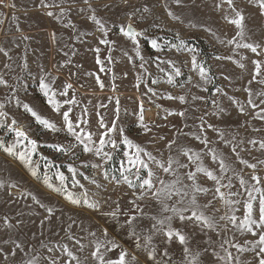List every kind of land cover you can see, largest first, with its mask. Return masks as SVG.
I'll return each mask as SVG.
<instances>
[{
    "label": "rangeland",
    "instance_id": "rangeland-1",
    "mask_svg": "<svg viewBox=\"0 0 264 264\" xmlns=\"http://www.w3.org/2000/svg\"><path fill=\"white\" fill-rule=\"evenodd\" d=\"M233 2L245 17L243 37L222 0L0 2V77L7 81L0 83V111L6 113L0 117V139L5 146L16 141L9 128L16 119V126L38 142L31 166L0 148V264H76L67 250L80 264H99L92 255L98 240L107 245L106 260L117 261L124 252L126 264H259L264 259L258 246L264 229L259 223L251 232L241 227L248 192L253 185L264 190V67L257 75L254 63L264 65V9L256 0ZM129 24L143 33L138 44L120 31ZM102 39L110 43L101 44ZM153 39L159 48L152 47ZM243 44L260 47L253 53L237 46ZM193 56L207 70V81ZM41 81L56 92L59 112L47 103ZM72 98L75 103H63ZM24 104L59 130L38 124ZM68 109L77 132L93 134V149L104 131L100 118L109 127L115 123L117 131L104 137L103 151L111 159L85 151L67 131L62 113ZM56 144L72 147L63 152L52 147ZM25 150L31 151L28 141L16 145L17 152ZM137 156L148 168L136 162ZM169 159L174 163L165 171L161 164L169 167ZM149 169L153 186L142 188ZM59 173L66 177L63 184ZM252 195L258 219L260 193ZM173 208L186 209V217L195 210L213 227L194 217L181 220ZM169 223L186 236V244L175 236L169 241Z\"/></svg>",
    "mask_w": 264,
    "mask_h": 264
},
{
    "label": "snow or ice",
    "instance_id": "snow-or-ice-1",
    "mask_svg": "<svg viewBox=\"0 0 264 264\" xmlns=\"http://www.w3.org/2000/svg\"><path fill=\"white\" fill-rule=\"evenodd\" d=\"M0 2H2V0H0ZM179 2H180V0H177V3H179ZM224 2H226L229 5V7L232 8L233 13H234L233 18L230 20V23H232V24L237 26V28L239 29L238 35L243 37V35H244V20H245V17L243 15V13L235 8L233 0H222V3H224ZM256 2L259 4L260 8L264 9V0H256ZM49 15H51V13H49ZM91 18L94 21H96L97 23H100V21H98L96 19L95 15H93ZM176 18L178 19V17H176ZM101 27L103 28V25H101ZM120 31L125 36L130 37L137 44L139 43V41L137 40V37L140 36V35H143L142 32L136 31L135 28L131 24H129L127 26V29H125L124 27H121ZM106 34L107 33L105 31V35ZM100 43L101 44H109L110 41H108L106 39H102L100 41ZM151 43H152V47L153 48H159L160 47V45L157 43V41L155 39H153L151 41ZM183 43L184 42L181 41V46L183 45ZM237 46L238 47L242 46V47H245V48H249L253 53H256L257 49L260 47L259 45H253V44H243V45H237ZM172 47H177V46L176 45H172ZM96 51L99 52L100 49L97 48ZM109 59H110V57H109ZM141 59H143V57H141ZM97 63L103 64V61H100L98 59ZM254 63H255V72H256L257 75H260L261 74V69H262V67H264V65H262L259 60L255 61ZM193 64L196 67L199 68L201 77L205 81H207L208 80V76L206 75V71L207 70L202 65L196 64V57L195 56H193ZM240 67H244V65L240 64ZM101 70H103V68H101ZM175 75H177V76L180 75V69L179 68L175 69ZM171 79H172V76L170 74L169 80L171 81ZM0 83L7 84V81H4L2 79V77H0ZM249 83H251V81H249ZM101 86H103V85L101 84ZM40 87H41V90L43 91L45 97H47V103L49 105H51L57 112H59L61 110L62 105H61V102L56 99V92L52 91L50 89L49 85L47 83H45L44 81H41ZM71 87H72L71 84L67 85V88H71ZM149 91H152V89H149ZM249 92H251V89H249ZM62 95H67V92L66 91L63 92ZM262 95H264V94H262ZM179 99L181 101H183L184 97L181 96V97H179ZM18 103H19V101H18ZM63 103L64 104H72V103H75V100H74V98H72V99H68V100L63 101ZM118 103H119V101L117 100V104ZM249 103H252V101L249 100ZM255 106L256 105L253 104V107H255ZM3 108H4V104L0 103V109H3ZM23 108L25 109L26 112L30 113L32 117L35 118V121L38 124L42 125L44 128L50 129V130H53V131H58L59 130V129H57V127H56L54 122L50 121L48 118H45V117L41 116L29 104H24ZM241 111H243V108H241ZM70 112H71V109H68L67 111H64L62 113L63 120H64V122H65V124L67 126V131L70 134H72L73 136H75L76 140L79 141V143L81 145H83V148H84L85 151L91 152V151L94 150L96 155H103L104 157H106L108 159H111V154L103 151V148H104L105 143H106L104 137H107L109 135V133H113V132L117 131L115 123H113L112 126L109 127L108 125H106L104 123L103 117L100 118V121H99L100 127L103 128L104 131L101 133L99 146L96 147L95 149H93L92 147H89V144L92 143L93 134L88 132L85 135H81L79 132H77L76 127L74 126L75 122L70 118ZM180 115H184V113L181 112ZM5 116H6V113L3 112V111H0V117H5ZM262 118H264V117H262ZM143 119H144V117H143V106L141 105V115H140L141 122H143ZM17 123H18L17 120L13 119L11 121V125H9L10 130L12 132H14L15 135H16V141L11 146H5V142L3 141V139H0V148H4V150L6 152L18 156L20 161H22L23 163L28 164L29 166H31V155H32L33 152H35L38 142L36 140H34V139H30V137L28 136V134L24 131V129L22 127L16 126ZM3 125H4V121L2 119H0V127H2ZM210 127H211V125H210ZM81 131H83V130H81ZM24 141H28V143L31 145V151L25 150V151H22V152H17L16 151V145L21 144ZM107 142L113 144V146H115V143H116L115 140H109ZM124 142L129 144V146H132V142L130 140H128L127 137H125ZM204 142L207 143V139L206 138H205ZM253 143H255V141H253ZM52 147L56 148L58 151L67 152V151L71 150L72 145H69L68 147H65L64 145L56 144V145H52ZM136 147H137L138 151H142V149H140L138 145ZM260 147L264 148V141L260 142ZM233 151H235V149H233ZM148 156H149V159H154L151 156V153H149ZM198 158L199 157H197V159ZM212 158L214 160L218 159V156H217V154H216V152L214 150L212 152ZM136 162H138L143 167L148 168V165L139 156H137ZM173 163H174V161L169 159V161H168L169 167L165 168L163 164H161V167L164 168L165 171H169L170 167H171V165ZM242 163L247 164L248 162L247 161H242ZM220 166L222 168H226L227 167V165H225L224 160L222 158L220 159ZM94 167H99V165H94ZM250 167L255 169L256 165L252 164V165H250ZM31 170H32V174L36 175V170L34 168L31 169ZM69 170L73 174L76 173V169L73 168L71 165H69ZM197 171H204V169L198 167ZM105 175H107L106 172H105ZM152 175H153V173H152L151 169H149L148 177L144 178L142 180V183L140 184V187L143 188V187L146 186V188H152V186H153L152 185V180H151V176ZM188 175H189V178H191V179L195 178V173H189ZM207 175L209 177H211L213 180L217 179V177L215 175H213V173L210 172V171L207 172ZM59 179H60V181L63 184V182L65 181L66 177L64 176L63 173H59ZM124 179L126 181L128 180L127 177H124ZM252 179L256 181V184L260 183V178L258 176H253ZM44 181H45V183H48L50 187L52 186L51 183H50V178L47 175L44 176ZM74 183H79V181H74ZM93 183H95V181H93ZM128 183L131 184V181H128ZM244 183H246V182L243 180V178H241V184H244ZM56 190L57 191H61L63 189L62 188H56ZM196 190L200 191L201 189L197 188ZM161 191H167L168 195L171 194L170 189H162ZM217 191H219V189H217ZM253 191L260 193V198H259V201H258V219H254L253 218V204L257 200V198L252 195ZM223 195L224 194L221 193V196H223ZM68 198L69 199H73L72 193H68ZM157 198H159V196ZM36 202L40 203L39 200H37ZM73 202L74 203H80L79 200H73ZM192 204L195 205V197L192 198ZM92 206L94 207L95 205L93 204ZM246 207H247L248 212H247V215L244 216V219L242 221L241 227H243L244 229H246V230L251 232V231H253L254 226L257 223H259L261 225L262 229H264V190H262L261 188H258L255 185H253L252 190H250L248 192V201L246 203ZM46 210L48 212L52 211L51 208H47ZM171 211L177 213L181 220L192 219L194 217L197 221H202L203 225H207L208 227H213V224L209 221V219L207 217L203 216V214H198L197 211H195V210L192 212V216L191 217H186V216H184L182 214L184 211H186V209L173 208V209H171ZM231 219H232V222L235 223L236 218L232 217ZM166 220L170 221L171 217L166 218ZM166 220L165 219H161V220L158 221V223L161 226H163L166 223ZM174 236L179 238V242L181 244H186V236L181 234L178 230L173 229L171 227V224L169 223L168 224V231H167V237L169 238V241ZM107 243L111 244L113 248L118 247V245H116V243L114 241H108ZM258 246L260 247V252L264 253V232H262L259 235ZM17 247H19V245ZM101 249H104V251H101ZM107 250H108L107 249V245H106V243L104 241H99L98 240L96 242L95 251L92 253V255L95 257L96 260L99 261V264H126V258H125L126 257V253L121 252L120 255H119L118 260L117 261H112V260H106L105 259V252ZM185 251H188V249L185 248ZM229 255H230V253H229ZM67 256L71 257L74 260H76V264H80L79 259L73 255V252L71 250H67ZM30 264H33V262H30ZM53 264H56V262L53 261ZM69 264H70V262H69ZM259 264H264V259H261L259 261Z\"/></svg>",
    "mask_w": 264,
    "mask_h": 264
}]
</instances>
